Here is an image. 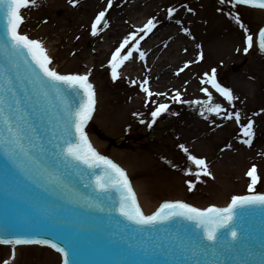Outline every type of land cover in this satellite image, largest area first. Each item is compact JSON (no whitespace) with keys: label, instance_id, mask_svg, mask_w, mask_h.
Here are the masks:
<instances>
[{"label":"rangeland","instance_id":"1","mask_svg":"<svg viewBox=\"0 0 264 264\" xmlns=\"http://www.w3.org/2000/svg\"><path fill=\"white\" fill-rule=\"evenodd\" d=\"M131 1L112 0L113 7L108 9L109 0H77L76 3L36 0L35 6L23 11L22 32L40 40L46 49H52V67L57 71L62 74L88 71L91 74L101 104L93 115L90 131L105 144L104 155L125 171L130 168L133 183L146 182L153 202L182 200L198 208L224 207L232 197L249 194L250 178L246 173L253 164L258 166L261 175L257 192H264V52L257 44V34L264 27V10L245 5L233 8L228 0L223 3L221 0H156L140 8L144 16L137 23H125L123 19L127 18L122 14ZM182 4L177 12L179 16L174 15L188 37L189 53L181 57L191 65H175L177 73L172 75L169 71L172 78L168 83H162L161 79L149 83L151 73L140 79L113 80L110 60L123 40L137 31V25L169 17L168 10L179 9ZM108 10L107 26L93 36L91 25L95 17L100 11ZM237 14L239 23L234 19ZM240 23L249 29L248 33ZM106 32L112 33L109 39L113 42L111 55L106 50L99 54L94 52ZM248 34L253 35L254 46L245 52ZM189 46L194 47L193 58H190ZM72 50H78L80 57L72 56ZM93 58L96 61L90 65ZM171 58L169 56L166 61L170 62ZM234 64L242 65L236 73L231 69ZM212 69H216L223 87L233 92L236 98L233 104L203 83L204 74H210ZM141 85L153 93L150 98ZM204 87L212 92L213 106L218 103L229 113L240 112L241 121L238 123L224 118L223 113L218 116L206 111L209 105L205 103L208 96L202 91ZM177 92L181 96L179 101L173 99ZM160 104H167L168 110L153 124L151 113ZM248 120L254 121L256 133L251 147L241 143L240 125ZM99 133L110 138L127 134L129 142L120 150L102 141L97 136ZM180 145H184L188 153L205 159L212 175H194L198 169ZM190 181L195 188L190 187ZM222 204L224 206H220ZM11 248L17 255L11 264H61L58 255L49 249ZM19 248L22 250L18 255ZM8 250L0 246V264L7 259Z\"/></svg>","mask_w":264,"mask_h":264},{"label":"snow or ice","instance_id":"2","mask_svg":"<svg viewBox=\"0 0 264 264\" xmlns=\"http://www.w3.org/2000/svg\"><path fill=\"white\" fill-rule=\"evenodd\" d=\"M70 2L76 3L77 0ZM221 2L223 3L224 0ZM228 3L233 8L237 5H250L264 9V0H228ZM35 4L36 0H0V12L6 19L3 43L0 44L4 50L3 58L0 60V151H3L10 166L25 175H32L35 172L42 180L69 191H71V174L67 171L69 167L75 168L83 164L92 169L102 168L103 173L95 177V187L102 193L112 190L119 192L117 211L129 224L136 226L137 239L143 243V247L139 249L142 254L155 255L158 251L168 250L163 241L153 243L151 237L143 240V234L150 233L157 225L177 220L189 221L194 222L202 230L199 235L194 234L187 239L178 236L168 245V248L173 250L174 256L179 255V259L150 261L148 264H189L187 259L189 256H203L208 254L209 250L215 252L221 240L229 233L231 246H235L234 242L239 240V233L235 227L237 209L258 207L264 210V193L257 192V185L261 182L258 166L253 164L246 173L250 178L249 194L232 197L226 207L211 206L201 209L183 201H170L163 203L151 214L145 213L127 172L119 164L98 152L89 139L86 128L96 110V91L89 79L90 73L62 74L57 71L51 67L53 61L43 43L21 31V26L25 22L22 10ZM112 7L113 2L109 0L107 8ZM175 11L169 9V15H173ZM234 19L240 22L238 14ZM107 23V11H100L91 25L92 35H99ZM156 26L155 19L148 20L143 27L127 36L115 50L110 60L113 80L120 78L119 69L125 61L133 58L134 53H138L141 60L145 59L146 54L141 50L140 41ZM240 27L245 33L249 32L243 23H240ZM253 46V35L248 34L244 51L247 52ZM259 47L264 49V29L259 32ZM201 59H203L202 55ZM22 67H25V72L21 71ZM204 75L203 83L210 85L229 104H233L236 98L229 88L223 87L218 82L216 69ZM17 81L20 83L19 87L16 86ZM144 84H147V81ZM141 87L149 98L153 95L148 87L144 85ZM62 89L70 90L78 100L75 105L65 104L68 119L64 121L61 117V126L57 130V124L54 122L56 117L45 108L42 98H47L50 90L61 93ZM202 91L208 96L205 103L209 106L206 111L218 116L223 113L224 118L228 120L234 119L238 123L241 121L240 112L229 113L221 104L212 105V92L208 87L202 88ZM173 99L179 101L180 93L177 92ZM168 107L167 104H160L151 113L153 117L151 123L154 124L156 118L166 112ZM240 128L242 143L251 147L256 135L254 121L248 120L247 123L241 124ZM180 147L188 153L184 145ZM188 159L198 169L194 175L197 177L212 175L205 159L197 158L191 153H188ZM189 185L191 188L196 186L191 181ZM0 244L49 245L63 254V264H70L69 251L51 239H0ZM12 255L15 256L14 249ZM4 264H8V261ZM191 264H220V262L215 259L212 261L193 259Z\"/></svg>","mask_w":264,"mask_h":264},{"label":"water","instance_id":"3","mask_svg":"<svg viewBox=\"0 0 264 264\" xmlns=\"http://www.w3.org/2000/svg\"><path fill=\"white\" fill-rule=\"evenodd\" d=\"M5 24V16L0 12V44L3 43ZM3 55L4 50L0 47V60ZM239 68L234 66L235 71ZM25 70V67L21 68L22 72ZM16 86H20L19 81ZM76 100L78 97L67 89H62L61 93L50 90L49 96L42 98L45 108L56 117L54 122L57 130L61 126L60 118L64 121L68 119L65 104L75 105ZM124 142L125 139L112 141L117 147H123ZM0 165L10 167L14 176L18 174L21 177L17 178L21 182L19 190L11 189L0 181V198L5 201L27 200L32 206L30 211L20 214L1 206L3 202L0 200V236L24 235L27 238L51 239L69 251L70 264H148L150 261H172L179 259V255L174 256L168 245L178 236L187 239L202 231L189 221L177 220L157 225L150 233L143 234V240L151 237L153 243L163 241L168 250L158 251L155 255L142 254L139 249L143 247V243L137 239L136 226L115 213L119 206V192L112 190L102 193L92 188V180L99 173L98 170L86 169L82 164L75 168L69 167V191L42 180L35 172L25 175L13 169L3 151H0ZM23 215L25 223L21 224L19 221ZM245 222L249 228L264 230V210L258 207L246 208L236 218L235 227H241ZM3 227L5 231L2 234ZM244 232L245 230L239 232V240L234 242L235 246H231L229 233L221 240L215 252L209 250L203 256H189V264L193 259H215L220 264H264V240L255 239L250 232H245L248 238H243Z\"/></svg>","mask_w":264,"mask_h":264},{"label":"bare ground","instance_id":"4","mask_svg":"<svg viewBox=\"0 0 264 264\" xmlns=\"http://www.w3.org/2000/svg\"><path fill=\"white\" fill-rule=\"evenodd\" d=\"M154 1L156 0H133L129 2L125 6L124 12L122 14V16H125L127 18V19H123L124 22L126 23L130 21H134V23H137L136 21L144 16V13L140 10V8ZM182 7L183 4L180 5L179 9H176L175 12L182 9ZM178 14L176 15V17L179 16ZM176 17L169 16L157 20L156 28L151 33H149L143 40L140 41L141 50L146 54L145 59L141 60L139 57L137 59L132 58L126 64L124 63L122 67L119 69L121 78L129 77V78L140 79L141 76H145V75L147 76L148 74L151 73L152 78L150 79V82H154L156 81V79H161L162 83H168L172 78L169 71L172 72V75H175L177 73V70L174 69L175 65L180 64L182 66L188 63L187 60L181 57V54L189 53V49L187 48L188 37L186 36V32L183 29H180V24L176 20ZM143 24L145 23L137 25V27H141ZM111 35H112L111 32H106L103 38L98 41L96 45L97 49L94 52L98 54L103 50H106L107 53L108 51L110 52L113 45V42L111 41L109 42ZM189 48H190V58H193L191 54L194 47L189 46ZM47 50L51 56L53 54L52 49H50V47H47ZM71 54L72 56L80 57V52L78 50H74V51L72 50ZM169 56L172 57L170 62L166 61ZM94 61H96V59L94 58L93 60H90V65L94 64L95 63ZM85 73H89V72L85 71L82 74ZM98 99L100 98L96 93V110L98 109V106L101 104V100L98 101ZM108 118H110V115H108ZM92 124L93 122L91 121L90 124L87 126L89 138L93 146L97 149V151L100 152L102 155H104L102 149L104 148L105 144L100 142L99 139H97V137L94 136V134L92 135L90 131L92 129L91 127ZM127 170L126 171L127 173L129 172L128 175L130 177L131 170L130 168H127ZM145 184L146 182L144 181H139V182L137 181L134 183L132 182V185L135 188L136 193L138 195V199L141 207L143 208L145 213L151 214L158 208L160 203L153 202V198L148 193ZM220 206H224V204ZM19 247L22 248L27 246L20 245ZM21 248H19L18 250V255L22 250ZM9 252H10V248L8 250L7 260L10 259ZM59 256L57 257L58 260L60 261L61 256L60 257ZM49 261H51V259H49Z\"/></svg>","mask_w":264,"mask_h":264}]
</instances>
